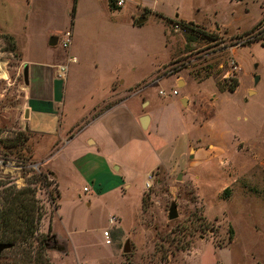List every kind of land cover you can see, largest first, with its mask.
Masks as SVG:
<instances>
[{
	"label": "rangeland",
	"instance_id": "1",
	"mask_svg": "<svg viewBox=\"0 0 264 264\" xmlns=\"http://www.w3.org/2000/svg\"><path fill=\"white\" fill-rule=\"evenodd\" d=\"M140 17L145 21L137 24ZM182 19L215 39L183 30ZM67 31L70 43L63 47ZM263 40L264 0H125L114 8L109 0H0V205L4 195L25 188L35 208L33 237L3 250L0 264H264ZM233 47L241 84L220 93L217 84L237 78L226 75ZM22 60L29 67L49 63L53 70L66 65L68 84L82 100V83L96 80L97 68L118 67L128 84L152 73L148 89L168 105L163 129L148 131L150 138L164 146L177 137L186 149L187 128L171 107L174 90L213 99L211 130L200 129V142L179 166L152 171L148 189L138 178L128 194L123 188L91 196L63 183L58 196L24 129ZM176 72L193 80L175 87L168 75ZM210 76L216 88L196 82ZM53 82L62 84L60 78ZM249 85L258 92L249 96ZM182 113L190 120L187 109ZM206 114L198 113L200 122ZM172 201L178 216L169 219ZM52 236L53 246L43 249L42 240ZM126 240L130 251L123 253Z\"/></svg>",
	"mask_w": 264,
	"mask_h": 264
},
{
	"label": "crops",
	"instance_id": "2",
	"mask_svg": "<svg viewBox=\"0 0 264 264\" xmlns=\"http://www.w3.org/2000/svg\"><path fill=\"white\" fill-rule=\"evenodd\" d=\"M235 49L231 48L234 59ZM73 58L75 60V56ZM236 61L240 66L237 72L239 87L242 64L238 59ZM22 64L24 69L27 64L23 60ZM63 66L64 77L60 78L57 76L58 67L53 70L49 63L28 65L24 107V112L28 109L25 124L32 152L39 154V161L55 179L59 194L63 183L71 184L79 194H84V187L88 188L86 192L91 196L107 191L119 192L123 188L128 194L138 178L145 183L148 173L163 167L179 166L181 158L200 142V129L211 130L209 114L213 99H208L204 93L193 97L187 91L177 92L173 94L171 107L176 109L183 129L187 128V146L183 149L177 137L163 146L162 140L156 141L148 133L153 129H163V116L168 105V102L154 100L148 89L146 81L152 73L128 84L121 78L118 67L97 68L96 80L90 84L82 83L86 94L82 100L76 97L74 83L68 84L67 67ZM168 76L174 78V85L178 88L186 87L193 80L178 72ZM53 77L60 78L62 84L53 82ZM162 77L158 75L157 81ZM208 81L216 88L211 76L196 82L205 84ZM135 85L142 86L133 90ZM257 92L256 86L247 87L249 96ZM197 104L202 109L196 108ZM183 108L189 111L190 120L182 113ZM201 111L208 114L203 122L198 118ZM218 120L224 123L222 117L219 116Z\"/></svg>",
	"mask_w": 264,
	"mask_h": 264
},
{
	"label": "trees",
	"instance_id": "3",
	"mask_svg": "<svg viewBox=\"0 0 264 264\" xmlns=\"http://www.w3.org/2000/svg\"><path fill=\"white\" fill-rule=\"evenodd\" d=\"M110 1V6L115 7L113 0ZM241 1V0H237ZM166 21L171 22V19L165 18ZM181 28L185 31H192L197 34H201L205 37L210 38L211 40L214 38L215 35L213 33H208L204 30L198 29L197 26H193V24L190 21L180 20L179 21ZM246 42V43H245ZM245 44H250L253 41H245ZM248 42V43H247ZM243 43V42H242ZM262 45H264V40L260 41ZM231 77H228L230 79ZM233 78V77H232ZM231 83H229L227 86L220 87L219 84H217V88L219 91H229L233 92L236 87L238 86V78L232 79ZM202 80V79H199ZM28 135V133H27ZM22 140H26V138H23ZM13 144V143H12ZM50 175L51 173L48 172ZM52 176V175H51ZM53 177V176H52ZM26 189H20L15 191V194L9 193L7 195H4L1 199V205H0V241L1 242H8L11 244L16 243H26L29 241L35 232V208L33 204L34 198L29 196L27 192H29V189L25 191ZM226 188L224 189V191ZM58 196H60L59 191H57ZM30 197V198H29ZM13 226L11 228L10 226ZM45 238L42 240L41 247L47 248L50 244H54L55 237L53 238Z\"/></svg>",
	"mask_w": 264,
	"mask_h": 264
},
{
	"label": "built area",
	"instance_id": "4",
	"mask_svg": "<svg viewBox=\"0 0 264 264\" xmlns=\"http://www.w3.org/2000/svg\"><path fill=\"white\" fill-rule=\"evenodd\" d=\"M124 2H125V0H113V3L115 6H122L124 4ZM70 37H71V33L69 31L65 32L64 37L62 39V46L63 47H67L69 45ZM229 67H230V69L226 72L227 77L232 76V75H236L240 69L238 62L233 58H231V60H230ZM64 71H65V67L63 65H58L57 76L60 78H63L64 77ZM159 93L162 95L165 94L164 91H160ZM172 94H177V91L174 90L172 92ZM152 177H153V175L148 173L147 180L145 181V187L147 189L150 188V186H151ZM87 190H88V188L84 187V191H87ZM108 221L111 225H114L117 222V219L114 215H112L109 217ZM103 235L105 237V242L110 243L109 230L108 229H105L103 231Z\"/></svg>",
	"mask_w": 264,
	"mask_h": 264
},
{
	"label": "water",
	"instance_id": "5",
	"mask_svg": "<svg viewBox=\"0 0 264 264\" xmlns=\"http://www.w3.org/2000/svg\"><path fill=\"white\" fill-rule=\"evenodd\" d=\"M143 21H145V17H140L136 23L137 24H140L142 23ZM49 43L51 45L55 44L56 43V40L51 38ZM23 75H24V81L25 83L27 84L28 83V66L27 65H24V69H23ZM255 79L257 80L258 77H255ZM24 117H28V109H26V111L24 112ZM25 130H27V125H25L24 127ZM177 178H180V175L177 176ZM178 216V212H177V204L176 202L172 201L171 204H170V207H169V210H168V218L169 219H174ZM12 246L11 243H7V242H0V253L5 250V249H8ZM130 251V247H129V241L126 240L125 243H124V246H123V253H128Z\"/></svg>",
	"mask_w": 264,
	"mask_h": 264
},
{
	"label": "bare ground",
	"instance_id": "6",
	"mask_svg": "<svg viewBox=\"0 0 264 264\" xmlns=\"http://www.w3.org/2000/svg\"><path fill=\"white\" fill-rule=\"evenodd\" d=\"M2 62L0 61V75H3L5 73Z\"/></svg>",
	"mask_w": 264,
	"mask_h": 264
}]
</instances>
